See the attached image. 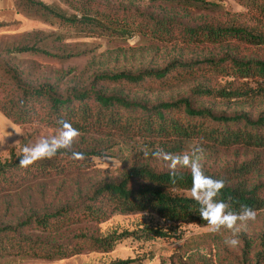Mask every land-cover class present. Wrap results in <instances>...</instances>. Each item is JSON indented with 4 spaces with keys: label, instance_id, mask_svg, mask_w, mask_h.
<instances>
[{
    "label": "trees",
    "instance_id": "obj_1",
    "mask_svg": "<svg viewBox=\"0 0 264 264\" xmlns=\"http://www.w3.org/2000/svg\"><path fill=\"white\" fill-rule=\"evenodd\" d=\"M61 1L75 13L69 14L60 7L39 0H18L17 7L45 22L68 27L76 32V37L128 40L142 34L158 43L179 41L201 46L238 42L264 49V0H239L248 2L254 9L256 18L252 25L235 20L192 27L175 19H160L149 14L119 15L94 0ZM183 1L192 3V0ZM194 1L202 7H213L205 0ZM56 39L62 40L59 36ZM13 51L59 59L81 54L62 55L36 45L17 47ZM201 75L233 77L241 82H227L220 88L198 87L192 91L193 96L227 101L264 97L263 60L246 61L229 56L197 63L173 62L164 69L137 74L103 73L94 77L90 88L71 89L62 94L51 84L28 85L13 69L0 64V76L19 93L17 98H11L7 86L0 83V112L6 118L15 124L38 123L57 129L60 128L58 121L63 119L80 132L71 149H61L51 159H41L27 168L19 165L22 149L29 145L28 139L22 141L21 153L18 156L13 154L10 160L0 163V195L19 192L39 180L84 172L91 167L93 158L112 157L110 140L87 137L94 131L128 144L134 145L137 140L145 143L144 149L136 152L134 166L117 179L98 183L79 202L52 212L31 214L15 226L1 227L0 258L65 260L83 253H110L128 239L138 242L179 239L177 230L186 224L208 226L199 214V204L185 194L191 189L190 170L181 169L182 178L177 177L173 183L169 169L156 164L162 160L154 158L151 153L157 149L175 153L183 144L193 140L221 148L264 150V115L253 119L244 113L217 114L208 108L194 107L188 98L149 106L139 100L108 95L94 84L144 85L152 81L151 84L167 87ZM5 94H8L7 98ZM145 151L149 153L147 156ZM73 152L83 153L84 159H74ZM256 161L245 162L223 174L204 170L207 175L225 181L226 186L217 199L229 203L235 211H239L242 205L256 212L264 210V183L254 187L248 185V177L259 167ZM127 215H152L169 226L144 224L135 230H90V227L104 224L115 216ZM72 228L77 230L76 234L63 243H50L28 234L33 232L50 237ZM261 245L264 256V235ZM136 263L139 260L128 258L111 264Z\"/></svg>",
    "mask_w": 264,
    "mask_h": 264
},
{
    "label": "rangeland",
    "instance_id": "obj_2",
    "mask_svg": "<svg viewBox=\"0 0 264 264\" xmlns=\"http://www.w3.org/2000/svg\"><path fill=\"white\" fill-rule=\"evenodd\" d=\"M47 5L60 7L69 14L67 4L61 0H39ZM119 15L149 14L160 19H175L185 26L203 24L218 25L232 21L247 24L255 23V12L249 3L239 0H205L210 7H202L192 0H94ZM18 0H0V64L13 69L23 81L32 86L51 84L62 94L71 89H85L92 86L95 76L103 73H132L164 69L173 62L197 63L206 60L235 57L240 60H263L264 49L247 46L238 42L228 44H207L201 46L172 43H158L150 37L136 34L128 40H116L110 37H76V32L59 25L48 23L30 16L17 7ZM57 36L62 40L56 39ZM43 47L58 54L81 53L78 56L59 59L42 54L15 53L17 47ZM241 81L233 77L201 75L187 78L170 86H159L145 82L144 85L125 83L96 82L95 87L108 95H118L129 100H139L149 106L161 102H175L188 98L196 108H208L217 114H248L257 119L264 115V97L256 99H233L227 101L215 97L192 95L198 87L220 88L227 82ZM0 83L5 84L11 98L19 93L0 76ZM7 90V89H6ZM8 94H5L7 98ZM59 129L42 124H15L0 112V163H4L15 154L21 153V142L29 140V146L41 138L56 135ZM80 137V136H79ZM91 139L110 140L109 153L112 157L93 158L91 167L73 175H62L46 180H39L15 193L0 195V228L15 226L31 214L52 212L79 202L100 182L117 179L124 171L136 164V152L144 149L145 143L138 141L128 144L111 139L106 133L94 131L87 135ZM193 145L204 149L202 161L204 170L223 174L236 166L254 160L259 167L248 177L249 187L264 183V150L245 147L221 148L203 141L193 140L183 144L181 154ZM159 166L168 168L165 161ZM169 169V168H168ZM191 196V192L185 193ZM144 224H160L168 227L152 215L115 216L110 221L90 230L110 232L113 230H135ZM237 234L240 244L229 247L225 240L232 237V230L222 229L218 233L209 227L186 224L177 230L179 239L169 241L154 239L138 242L128 239L120 243L110 253H83L65 260L48 261L42 259H21L18 257L0 258V264H111L117 260L137 259L136 264H264L261 237L264 235V210L257 212L254 221L238 222ZM75 228L63 231L55 236L36 235L50 243H63L76 234ZM249 243V244H248ZM250 246V249L247 250Z\"/></svg>",
    "mask_w": 264,
    "mask_h": 264
},
{
    "label": "clouds",
    "instance_id": "obj_3",
    "mask_svg": "<svg viewBox=\"0 0 264 264\" xmlns=\"http://www.w3.org/2000/svg\"><path fill=\"white\" fill-rule=\"evenodd\" d=\"M60 128L56 135L41 138L34 145H25L22 149V157L19 165L27 168L41 159H51L61 149H71L74 141L80 136L78 129L66 120H59ZM149 153L144 152L147 156ZM151 155L159 160L167 162L169 175L172 182L175 183L176 178H182L181 169L190 170L191 174V198L199 204V214L210 231L214 233L220 232L227 228L232 230V237L225 240V243L232 248L240 244L238 233L240 228L237 227L238 222L246 223L254 221L257 216L256 210L242 205L239 211H235L230 204L217 199L222 190L225 188V181L216 179L207 175L203 168L204 149L199 145H193L190 150L181 154H174L163 149H157ZM74 159H84L83 153L73 152Z\"/></svg>",
    "mask_w": 264,
    "mask_h": 264
}]
</instances>
